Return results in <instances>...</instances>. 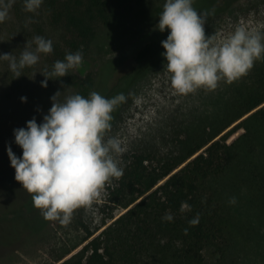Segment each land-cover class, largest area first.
<instances>
[{
    "label": "rangeland",
    "instance_id": "rangeland-1",
    "mask_svg": "<svg viewBox=\"0 0 264 264\" xmlns=\"http://www.w3.org/2000/svg\"><path fill=\"white\" fill-rule=\"evenodd\" d=\"M164 2L150 0L139 11L105 26L90 58L73 69L74 73L81 78L89 73L97 75L100 65L110 60L115 66L108 75L104 74L96 91L105 96L107 91L120 85L123 77L135 69L134 51L154 38L162 41L166 37L168 30L160 32L156 27ZM15 3L16 0L7 17L12 23H17L12 10ZM193 7L198 12L212 13L215 9L204 27L205 35H213L217 40L241 23L264 32V0H194ZM30 14L35 20L28 30L43 21L39 9ZM4 23H0V34L11 31L18 38L26 37V30H16ZM47 33L52 40L57 39V32ZM43 61L40 55V65L17 93L8 88L0 68V264H58L60 258L70 252L63 259L66 260L79 252L126 212L112 199V190L118 182L113 179L105 184L90 207L74 210L71 222L61 225L58 221L45 220L40 210L33 207L31 195L14 179L15 170L10 166L6 145H10L18 157L22 149L14 142L13 130L26 127V122L33 117L40 123L52 103L49 90L41 87ZM121 92L126 101L112 113L108 135L118 136L126 147L120 157L122 165L126 157L134 153L164 161L182 155L188 141H196L205 129L211 132L234 119L239 102L248 99L252 92L264 95V59L255 61L246 75L232 83L220 81L214 90L199 88L181 95L172 88L166 60L160 55L131 83L115 88L111 97ZM72 94L67 91L59 99ZM22 96L27 97L26 102H21ZM262 107L264 104L259 108ZM262 117L249 123L248 134L241 128L228 138L227 143L238 139L231 151V164L202 191L206 198L213 193L220 207L226 243L187 255L181 237L177 238L176 234L162 238L160 243L166 246H158L154 237L150 238L139 228L143 227L141 222L125 218L104 237L106 245L116 244L123 264H264ZM233 198L235 203L230 202ZM88 233L94 235L83 242Z\"/></svg>",
    "mask_w": 264,
    "mask_h": 264
},
{
    "label": "clouds",
    "instance_id": "clouds-1",
    "mask_svg": "<svg viewBox=\"0 0 264 264\" xmlns=\"http://www.w3.org/2000/svg\"><path fill=\"white\" fill-rule=\"evenodd\" d=\"M15 0H0V23L9 14ZM26 12H35L43 0H23ZM194 0H165L159 13L157 29L168 30L161 41L172 88L181 95L199 88L214 90L220 81L232 83L246 75L254 62L264 59V32L238 24L227 36L217 40L205 35L209 12H198ZM35 47H23L19 57L0 53V60L8 62L10 71L17 77L26 67L35 65L40 54L53 51L52 40L37 35ZM83 63L81 51L68 52L63 60H56L46 72L41 87L46 88L50 77L62 78L70 69ZM57 80V79H53ZM60 91L51 97V107L42 121L35 117L26 127L13 130L14 142L22 149L17 156L6 145L14 179L31 195L33 207L43 218L68 225L74 210L90 207L101 194L106 183L119 179L124 173L121 155L126 151L118 136H109L112 113L126 101L124 93L105 97L91 91L87 97L76 93L59 99ZM21 102L27 97L22 96ZM231 203H235L233 198ZM182 202L180 210H190ZM162 220L172 221L171 212ZM199 223V213L188 221L190 226ZM187 234L188 229H184Z\"/></svg>",
    "mask_w": 264,
    "mask_h": 264
},
{
    "label": "trees",
    "instance_id": "trees-1",
    "mask_svg": "<svg viewBox=\"0 0 264 264\" xmlns=\"http://www.w3.org/2000/svg\"><path fill=\"white\" fill-rule=\"evenodd\" d=\"M149 1L43 0L39 7L43 19L42 24L28 30L31 22L35 20L34 15L25 11L22 5L23 0H16L12 10L17 23L6 19L4 24H9L16 30L23 29L24 32L26 30V37L18 38L11 31L5 35L0 34V53L12 52L13 55L19 57L26 42L32 48L35 47L33 40L35 36L40 35L51 39L47 31L57 32V39H51L52 53L40 54L44 57L43 65H41V75L44 80L43 75L51 71L54 62L63 60L68 52L75 53L79 50L82 52L83 60L90 58L95 42L105 26L139 11ZM214 11L215 9L210 15ZM164 51L161 41L157 38L139 46L133 55L136 63L135 69L123 77L121 84L131 83L148 67L150 62ZM39 65L38 61L35 65L24 68L21 72L22 76L17 78L10 71L8 62L0 60V68L7 86L14 93L20 92L23 84ZM114 66L115 62L107 60L100 65L97 75L89 73L83 78L70 69L68 75L62 78L50 77L46 88L51 95L60 91L59 97L67 91L87 97L91 91L98 89L101 80L105 78L104 74L108 75ZM120 85L115 88H119ZM115 88L107 91L105 97H111ZM251 94L248 99L239 102L238 114L234 119L222 123L215 129H210L211 132L205 129L203 135L196 141L192 139L188 141L182 155L164 161L142 153H134L126 157L122 165L124 173L112 190L113 201L126 209V212L90 240L79 252L66 260L63 259L70 252L60 258L58 264H123L116 244L106 245L104 237L109 235L112 228L125 218L141 222L143 227L139 228L150 238L154 237L158 246H166L164 243L161 244L160 240L176 234L177 238L181 237L187 255L194 251H205L212 245L225 244V225L221 221L220 207L213 193L206 198L202 191L207 190L209 181L222 176L231 164V151L238 139L227 143L228 138L235 130L241 128H244L245 133L248 134L249 123L259 116L263 115L262 118H264V107L259 108L264 104V95L254 92ZM250 113H252L250 116L227 131ZM203 198H205L204 202ZM182 202H187L191 206L190 210L181 211ZM169 211L173 215V220H162V217ZM197 213H199V223L190 226L188 221ZM185 228L188 229L187 234L184 232ZM93 235L94 233H88L83 242Z\"/></svg>",
    "mask_w": 264,
    "mask_h": 264
}]
</instances>
